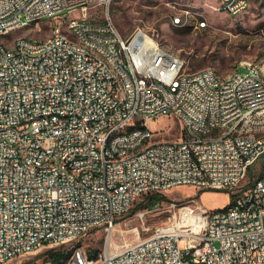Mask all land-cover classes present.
I'll list each match as a JSON object with an SVG mask.
<instances>
[{
    "label": "built area",
    "instance_id": "1",
    "mask_svg": "<svg viewBox=\"0 0 264 264\" xmlns=\"http://www.w3.org/2000/svg\"><path fill=\"white\" fill-rule=\"evenodd\" d=\"M112 0H0V34L13 23L39 24L59 8H108ZM225 1L228 15L247 2ZM187 13V10H185ZM72 23V41L56 24L48 41L18 40L0 59V264L112 227L137 200L181 185L234 192L264 157V138L242 137L264 124V80L259 68L237 70L232 80L214 68L187 70L185 60L158 52L141 29L124 37L104 23ZM172 21H179V14ZM208 22L197 21L204 28ZM74 35L88 47L74 45ZM105 52V59H96ZM40 115V124L29 116ZM183 122L184 132L160 142L153 119ZM211 123L229 120L227 131ZM140 120L138 132L127 123ZM210 130V137H203ZM156 132L142 154L127 143ZM79 166V175L66 174ZM264 264V168L228 204L212 209L199 200L171 221L120 250L95 256L74 246L65 264Z\"/></svg>",
    "mask_w": 264,
    "mask_h": 264
},
{
    "label": "rangeland",
    "instance_id": "2",
    "mask_svg": "<svg viewBox=\"0 0 264 264\" xmlns=\"http://www.w3.org/2000/svg\"><path fill=\"white\" fill-rule=\"evenodd\" d=\"M220 5V0H112L108 8L101 4L89 7L87 18L99 23L109 18L124 37L140 29L150 33L159 45L181 56L187 70L212 67L225 77L234 70L245 72L247 66H254L264 73V0H250L248 9L238 15L226 14L219 9ZM176 14L183 17V24L173 23ZM69 16L78 18L81 11L0 34V44H13L17 37L48 38L55 23H61V30L65 32V21ZM202 19L207 20L208 26L195 28L196 22ZM152 126L154 130H165L160 132V139H175L180 135L179 123L167 117L153 119ZM153 139H157V134ZM263 168L264 157L250 167L234 192L199 189L192 185L171 188L163 193L166 198L153 209L133 211L138 203L135 202L108 229L104 226L93 228L77 239L17 256L9 264H51L48 259L51 250L71 251L74 246H82L88 253L104 249L116 252L126 243L146 237L155 227L171 221L179 208L189 205L192 200H199L212 209L223 207L230 202L233 193L249 186Z\"/></svg>",
    "mask_w": 264,
    "mask_h": 264
},
{
    "label": "bare ground",
    "instance_id": "3",
    "mask_svg": "<svg viewBox=\"0 0 264 264\" xmlns=\"http://www.w3.org/2000/svg\"><path fill=\"white\" fill-rule=\"evenodd\" d=\"M240 2H247V0H240ZM249 4V1H248ZM248 4H243L242 7L239 8V12H236L234 15H238L245 11L248 7ZM225 8V1H221V5L219 6V9ZM73 11V8H59V13L57 12H47L43 17H41L40 22L43 20L51 19V18H65L67 17L68 13H71ZM81 16L76 18V22L78 23H90L91 19L87 18V14H85V10H80ZM186 13V11H184ZM188 12V11H187ZM72 17V16H69ZM198 21H205L206 19L198 20ZM185 20L183 17L179 14V21H173L174 24H183ZM56 24L59 30V34L62 35V40L65 41H72V23L70 20L65 21V28L66 31H62L61 29V23H55L51 27V35L48 38L45 39H37V38H31V37H17L15 42L12 44H0V59L2 57V50L3 51H12L15 46L18 44V40L23 39H30L32 41H48L53 39L55 37V29ZM31 25L30 23H13V25L7 26V32L10 30H13L15 28H19L22 26H28ZM195 27H197V22L195 24ZM199 29V28H197ZM144 31L141 30L140 33H143ZM150 42H157L154 38L150 36ZM74 45L81 46V47H88V39L85 38L83 35H74ZM2 49V50H1ZM157 49L158 52L166 54L168 56H174V58H181L178 54L175 52L169 50L168 48L159 45L157 42ZM96 59H105V52H96ZM250 68H256L254 66H251ZM215 75H217V78H223V80H232V77H235L237 74V70L232 71L228 76L222 77L218 74V72L214 69ZM260 77L264 80V73L259 69ZM29 123L31 124H40V115H32L29 116ZM180 125V135L184 132V123L183 122H177ZM204 125H211V133H219L220 131H227L229 128V120H221L220 122H213L211 123V117H204ZM141 129V122L140 120H133L132 123H127V131L128 132H138ZM156 132H149L143 134V136L140 137L139 140H136L134 143H127L126 144V151L130 152V154H142L145 152V149L149 146H152L156 143L157 139H153V137L156 135ZM203 137H210V130H203ZM242 137L245 138H264V124H254L251 126V128H244L242 130ZM172 139H160L161 143H168ZM66 174L70 175H79V166H67L66 167ZM59 243H65V239H56V244ZM28 252H16L15 258L17 256L26 254ZM168 264H188L184 262H177V261H168Z\"/></svg>",
    "mask_w": 264,
    "mask_h": 264
},
{
    "label": "trees",
    "instance_id": "4",
    "mask_svg": "<svg viewBox=\"0 0 264 264\" xmlns=\"http://www.w3.org/2000/svg\"><path fill=\"white\" fill-rule=\"evenodd\" d=\"M166 197L163 195V193H152L149 195H146L142 200H137L134 203V207L132 208L133 211L137 209H153L157 203L159 204L163 199ZM99 251L97 250H92L90 251V254L92 256H95ZM70 255V250L67 251H61L58 249H53L49 252V260L51 264H64L66 259Z\"/></svg>",
    "mask_w": 264,
    "mask_h": 264
},
{
    "label": "crops",
    "instance_id": "5",
    "mask_svg": "<svg viewBox=\"0 0 264 264\" xmlns=\"http://www.w3.org/2000/svg\"><path fill=\"white\" fill-rule=\"evenodd\" d=\"M248 1H249V4H248V7H249V5H250V0H248ZM248 7H247V9H248ZM247 9H246V10H247ZM246 10H245V11H246ZM245 11H244V12H245ZM244 12H243V13H244ZM241 14H242V13H241Z\"/></svg>",
    "mask_w": 264,
    "mask_h": 264
}]
</instances>
